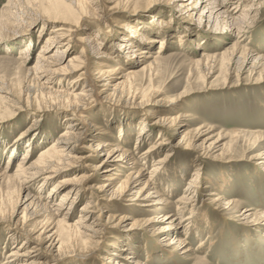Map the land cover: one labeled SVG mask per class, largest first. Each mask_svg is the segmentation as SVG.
<instances>
[{
  "label": "rangeland",
  "instance_id": "rangeland-1",
  "mask_svg": "<svg viewBox=\"0 0 264 264\" xmlns=\"http://www.w3.org/2000/svg\"><path fill=\"white\" fill-rule=\"evenodd\" d=\"M188 1L93 0L83 11L64 18L60 11L64 0H0V202L11 201L7 214L10 219L0 223V264L21 243V240L13 243L12 234L17 221L20 223L23 215L31 213L25 209L26 194L42 196V204L50 207L69 189L60 183L63 186L50 197L54 184L95 175L89 183L91 189L76 198L69 224L78 218L79 209L92 200V195L98 198L96 187L109 173L102 175L92 169L108 147L82 163L72 159L84 156L88 145H97L98 125L114 136L113 139L102 136V144L125 145L133 152V161L143 165L145 172L155 167L157 172L148 174L152 179L147 192L157 187L164 191L160 193L169 202L166 207L155 204L145 213L138 208L133 210L128 203L117 202L115 208H109L111 212L141 219L173 212L176 201L197 173L191 206L183 211L187 227L174 235L177 240H186L196 260H187L179 254L167 256L170 252L162 243L168 237L164 234L107 228L99 250L82 253L75 249L56 264H106L103 259L112 243L127 249L120 252L121 256L134 251L141 264H264V223L258 224L259 212L264 210V157L258 156L264 152V0L227 1L226 7L235 9L233 15L242 13L245 17L240 32L234 29L215 32L214 23L197 19L202 5L193 15V11L185 12L179 7L181 2ZM20 18L25 25L14 29ZM133 24L140 35L122 29ZM57 28L66 31L60 32L63 35L73 30L69 49L63 54L66 61L72 57L79 59L85 70L57 75L42 88L36 85L35 75L40 74L31 68L45 49L51 30ZM125 36L134 47L151 55L155 56L152 53L160 49L157 61L149 60L153 63L146 68L140 64L132 66L131 62L138 59L131 57V47L124 46ZM78 37L84 39L82 44L75 42ZM29 42L33 44L29 52L19 59L20 50ZM60 49L62 46L57 44L48 47L49 54ZM104 54L114 61L102 58ZM99 64H120L125 70L134 71L126 78L129 93L111 94V89L102 86L94 71ZM82 72L86 74L79 80ZM82 94L84 97L79 96ZM77 107L84 108L78 112ZM178 113L188 115L187 120L173 125L153 124L157 119L175 117ZM84 121L88 122L86 126L82 125ZM73 123L88 131L83 140H71L74 147L71 159L62 161L63 170L57 178L42 185L43 178L36 177L19 192L18 184L7 177L14 174L23 154L29 156L27 166L40 168L39 154L55 146ZM217 137L222 140L217 151L210 155L188 146H200L205 139L210 142ZM156 141L160 142L159 149L149 156L146 151ZM164 158L163 164L158 165ZM66 163L71 164L66 167ZM211 193L218 194L219 201L212 202ZM233 199L237 205L220 206ZM248 208L254 209L252 217L244 218ZM106 215L107 212L102 213L101 223H105ZM45 218L51 215L41 213L37 218H26L28 229ZM200 241L205 244L198 248Z\"/></svg>",
  "mask_w": 264,
  "mask_h": 264
},
{
  "label": "bare ground",
  "instance_id": "bare-ground-1",
  "mask_svg": "<svg viewBox=\"0 0 264 264\" xmlns=\"http://www.w3.org/2000/svg\"><path fill=\"white\" fill-rule=\"evenodd\" d=\"M64 1L65 4L63 3V8L60 7V11L64 18H70L73 15H76L82 9L89 7L91 1L93 0ZM127 1L130 0H114L112 3H126ZM227 1L228 0H189L188 2H181L179 7L185 12L192 13L193 11V15L194 12L197 11V9L202 5L200 7L201 11L197 15L198 20L205 18L208 23H214L215 32L226 29H230V31L234 29L240 32L241 26L245 21V17L244 15H241L242 13L238 16L233 15L235 9L230 10L227 8ZM242 11H246V9H242ZM16 21H18V23L13 26L14 29H19L22 24L25 25L22 18L17 19ZM62 28L51 30L52 35L48 36L46 39L45 49L40 51V54L36 59V64L33 68H31L33 69V72L35 71L36 74H40L39 76L35 75L37 82L36 85L38 84L39 87L41 86L43 88L44 85L51 84L54 80V77L57 75L85 70V67L82 66V63L80 64L78 62L79 59L72 57L69 58L68 61L65 60V54L63 53L69 49L71 43L70 34H72L73 30L67 31L69 35H63L60 32L64 31L65 33L66 31ZM122 29L127 30L131 35H140V31L137 30V26L134 24L125 25ZM128 36H125L122 39V42H127L124 46L131 47V57L138 59L137 62H131L132 66L135 64H140L143 65V68H146L151 66L153 63L149 60L155 61L157 58H159L160 49L157 53H152L155 54V56L151 55V53H147L145 49H138V46L134 47ZM94 41L95 40L93 39L90 43H93ZM75 42L82 44L84 39L78 37L75 39ZM52 44L62 46V49H60L61 51L58 50L54 54H49L48 47L52 46ZM32 45L33 44L31 42L27 43V46L20 50L18 58L24 59L23 55L29 52V49ZM80 54H85V50L83 48L81 49ZM102 58L106 60H113L112 57L108 56L107 54H104ZM77 63L79 64L77 65ZM31 69H28V71ZM94 71L96 73V78H98L102 86H107L106 88L111 89V94L117 93V91L121 92L120 94L129 93L130 87L126 83V78L133 74L134 71L125 70V68L120 64L112 66L99 64L96 65ZM85 74L86 73L84 72L80 73L79 80ZM119 79H122V81H119ZM79 96L84 97V94ZM79 96L75 97L79 98ZM157 103L164 104L163 101H157ZM83 108L77 107L75 111L79 112L83 110ZM187 117L188 115L183 116L182 114L178 113V115L175 117L169 116L165 119H157V121L153 124H172L176 121L186 119ZM87 123V121H84L82 125L86 126ZM68 126L71 128V130H66L61 135L60 140L56 142L55 146L53 145L50 148L46 147L47 149L45 148L46 150L39 154L40 158H38L40 159V168L36 169V166L34 165L27 166V159L29 156L27 153H24L20 163L18 165L16 164L17 166L15 167L14 174L12 176L7 175L9 181H15L18 184L19 192L27 188L24 187V185L34 181L36 177L43 178L42 185H45L56 179L59 172L63 170L61 167L62 161L65 159H71L70 151L74 150L71 140H83V134L88 131L87 128L83 126L81 127L74 123L69 124ZM95 130H97V133H95V140H98L97 145H95V147L88 145L86 148H84V150L87 151V153H85V155L87 154L86 156L84 155L76 158L72 157V159L76 160V163L79 164L94 155L99 156L103 148L108 147L103 150L105 151V155L102 160L94 168L92 167L93 172L96 171L102 175L109 173V175L102 179L101 183H99L100 185L96 187L97 192L100 194L98 198L94 199L92 195L90 197L92 200L87 201V203L79 209L78 218L73 224H69L68 221L74 213L73 210L75 207L76 198L82 195L86 190L91 189L89 183L93 180L95 175H82L78 179L74 177L72 180L70 179L68 181L62 182L60 181L54 184L51 187L50 192L48 191L49 196L56 194L58 189L63 185L69 186V189L64 193L63 197L59 199L57 203H54L50 207L46 203L42 204V196L38 195L36 197L30 196L29 193L26 194L25 202H28V204L25 206V209L27 208V210H31V213H29L27 216L23 215L24 218H21L23 221L20 223L17 221L13 227L14 234H12L14 236L12 242L15 243L21 240V243L18 247L12 249L8 253L7 257L4 259V261H2V264H56V262L61 261L62 258L75 251V249L82 253H90L92 251L99 250L101 241L104 238V234L106 232L105 230L107 228L117 229L127 233H131L129 232L130 230L142 229L144 232L151 230L156 234H164L168 237L166 238V241L162 243L168 254L170 252V254L167 256L174 257L176 254H179L182 258H189L187 260H196L194 257H192L193 251L187 245L186 240H177L174 238V235L177 234L179 229L187 227L185 224L187 219L183 217V211L187 206H191L190 202L193 200V189L196 188L195 180L199 177L197 173H194L193 175L196 179L190 180V183L188 184L189 186H187V188L184 190V194L176 201L175 211L173 212H169L163 216H158L153 219H141L131 217L130 215L123 213L120 214L117 212H111L109 208H115L117 202L128 203V206L135 208L133 210L136 211V208H138L139 212L142 213L147 212V209L151 208L155 204L164 205L166 207L169 202L162 195L164 191L162 192L161 190H157V187H154L151 191L147 192V186L152 179V175L148 174L157 172L155 167L151 172H145L146 170L144 169L143 165L139 164L136 160L133 161V152L125 147V145L122 146L120 143L111 144L108 142L102 144L100 138L102 136H108L113 139L114 136L112 134L99 125L95 127ZM142 131H144V129ZM187 133L188 132H186V134ZM262 138L264 139V135H262ZM208 140L210 139H205V141H203L200 146H188H191L190 148L193 151L210 155L217 151L219 143L222 139L217 137L214 141L211 140L210 142H206ZM159 146L160 142L158 141L152 143L148 147L146 154L149 156L152 155V152L154 150H158ZM258 156L261 158L264 157V152L259 153ZM165 158L159 161L157 164L162 165ZM69 164L66 163V167L69 166ZM143 164L146 165V163ZM146 176L149 177L145 180ZM60 183L63 185L61 186ZM49 196L47 198H49ZM210 196L212 202L219 201L218 194L211 193ZM233 200H226L220 206L225 208L230 207L231 205L236 204L235 200ZM17 201L19 202V200H15V203H17ZM10 203L11 201L8 200H2V202H0V223L7 218L10 219V217L7 215L9 213L8 205H10ZM106 209L109 211H106ZM156 210L161 209L157 208ZM252 211H254L253 208H248L244 211L243 217H252ZM103 212H107L105 223H101ZM41 213H49L51 215V218L49 219H52V221L45 218L46 220H43L40 223H35L36 225L32 229H28L25 219L29 218L30 216H35V218H37ZM59 217H61L60 220ZM258 218L260 220L258 224L262 226L264 223V210L259 212ZM11 232L12 231H10V233ZM186 234H188L187 231ZM204 244V242L200 241L198 243V248L204 246ZM108 246L111 248V250L107 252L108 256L104 257L103 259L106 260V264H141L136 259L134 251L130 250L132 253H128L127 256H121L120 252H125L127 250L126 248L123 249L124 246H118L115 243H112ZM128 249H132V247Z\"/></svg>",
  "mask_w": 264,
  "mask_h": 264
}]
</instances>
